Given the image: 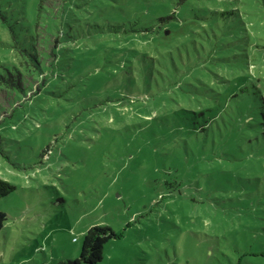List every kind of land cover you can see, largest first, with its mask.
<instances>
[{
	"label": "rangeland",
	"instance_id": "obj_1",
	"mask_svg": "<svg viewBox=\"0 0 264 264\" xmlns=\"http://www.w3.org/2000/svg\"><path fill=\"white\" fill-rule=\"evenodd\" d=\"M39 3L0 0V264L94 224L100 264H264V0Z\"/></svg>",
	"mask_w": 264,
	"mask_h": 264
},
{
	"label": "trees",
	"instance_id": "obj_2",
	"mask_svg": "<svg viewBox=\"0 0 264 264\" xmlns=\"http://www.w3.org/2000/svg\"><path fill=\"white\" fill-rule=\"evenodd\" d=\"M39 4L40 5L42 4V0H40ZM57 48H58L57 46L54 48L53 53L57 54ZM35 66L37 68L41 67L38 59H36ZM44 79H46V77L42 79L40 85L35 87L34 92L40 91L41 84L46 83L45 82L46 80L44 81ZM12 84L17 85L18 88L22 89L19 82ZM15 188L16 186L12 182L0 176V197L8 194ZM5 221H6V213L0 210V229L3 227ZM116 237H118V234L106 224L90 225L83 234L82 246L79 255L73 260H69L67 264H100L103 258L105 243L108 240Z\"/></svg>",
	"mask_w": 264,
	"mask_h": 264
}]
</instances>
